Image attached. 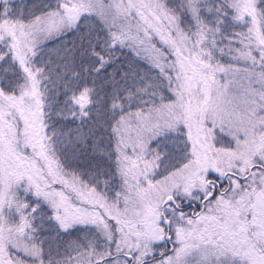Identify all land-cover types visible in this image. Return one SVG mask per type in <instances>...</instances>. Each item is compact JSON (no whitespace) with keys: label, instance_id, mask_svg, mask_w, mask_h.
Masks as SVG:
<instances>
[{"label":"snow or ice","instance_id":"6c2138e0","mask_svg":"<svg viewBox=\"0 0 264 264\" xmlns=\"http://www.w3.org/2000/svg\"><path fill=\"white\" fill-rule=\"evenodd\" d=\"M0 264H264V0H0Z\"/></svg>","mask_w":264,"mask_h":264}]
</instances>
